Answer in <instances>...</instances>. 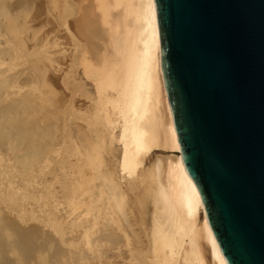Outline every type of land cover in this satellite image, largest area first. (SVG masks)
<instances>
[{"label": "bare ground", "instance_id": "1", "mask_svg": "<svg viewBox=\"0 0 264 264\" xmlns=\"http://www.w3.org/2000/svg\"><path fill=\"white\" fill-rule=\"evenodd\" d=\"M46 1L50 2L54 0ZM9 3H11L9 0H0V102L2 100L5 102L10 99L13 100L17 95L21 96L23 92L22 87L18 85L20 84L18 79L20 76H17L16 73L14 76L17 77L14 78V73L12 72L16 70L24 72L22 69L23 62L26 59L23 53L24 49L27 53L30 52L26 55L28 57L31 53L33 54L35 51L40 50L38 49L40 45V48L46 47L42 46L45 42L40 44L43 36L39 37L41 38L39 39V44L36 42L38 46L36 49H33L34 52L33 50H31V52L29 51L30 49H26V44L24 43L26 39L23 36L19 37H23L22 39H25L24 42L20 41L19 44L15 42L17 43L16 45H14L15 43L13 44V41L9 40L13 36H9V29L11 30V27L15 26L13 28L19 31L21 28V26L20 28L16 27L19 21L18 23H14L13 21L14 24H11V27L4 24L10 12L8 11V6L10 7ZM73 11L77 13V18H84L86 20L85 25V22L81 25L79 24L80 32L84 35L86 43V51L84 50L81 53V61L79 58V62L83 69V75H85L88 81L91 80L94 82L99 114L96 119H101L98 120L100 121V130H98V134L101 136L100 140L103 139L108 142L110 155L108 160L104 163V168H102L104 169V171L102 170L104 174L100 173L102 171L98 172L103 176L100 177V179H93L94 181L90 187V180H88L90 191L88 200L91 199L92 206L87 209V214H85L88 216L86 230L85 232L81 230V238L85 240L84 252H77L75 254L76 251L71 250L72 245L65 243L69 236L67 237V234L65 235L64 232L57 230L58 232H55L53 237L55 241L60 244L59 247L57 244L55 245L59 248V252H61L59 257L57 255L59 252L56 254L57 256L52 255L54 258L50 261V264H98L100 259L99 255L102 254L99 249L100 243L101 245H106V251L104 253L107 257L106 264H228L208 224L205 207L199 190L194 180L185 171L181 160L180 144L163 79L160 36L154 0H76ZM38 13L40 14V12ZM25 16L23 20H25ZM77 18H75V20L72 18L70 19L71 22L73 20V25L76 23ZM26 23L25 21V24ZM26 26L28 27V24ZM76 26L78 28V23ZM73 27L74 26H72V28ZM74 29L76 28L74 27ZM28 30H30L31 34L33 33L32 28H28L26 31ZM35 32L32 34L33 36L36 33L38 34V32ZM20 33H22V31H19L18 35H20ZM39 35H37V37L35 36L36 39ZM15 36L16 35H14V37ZM13 46H17L19 52L14 53ZM47 53H45V55H47ZM51 54L52 56L54 55L53 53ZM39 55L41 54L39 53ZM32 57L29 58L30 61ZM42 59V57L36 58L38 64L40 63V66L37 68L38 75H40V67L43 64L41 62ZM32 63L34 62L32 61ZM35 64L36 68L38 64L34 63V65ZM24 66L30 67V65ZM32 66L33 64L31 65L33 69L34 66ZM42 66H44V64ZM78 68L79 67H77V70ZM37 70H35V72ZM27 71L32 72V70H25V77L28 73ZM31 72L30 75H27L29 79L31 78L30 76L34 75ZM40 77H43V75H40ZM15 79L19 81L18 84ZM20 79H22V77ZM31 80L33 81L32 78ZM42 81L44 80L42 79ZM32 83H24L22 85L28 88L27 86ZM39 85L41 87V84ZM46 86L44 87L47 88ZM45 88L42 89L41 87V95H43V97L45 96L44 94H47L43 93L44 90L46 91ZM26 93L28 94V92ZM24 94H22L24 98V101L22 99L23 104L28 98L25 99L26 94ZM48 95L45 97H49ZM20 96L18 101L22 98ZM38 96L39 95H37V97ZM32 99L29 102H31ZM45 99H43L44 102L46 101ZM11 101H9V103L13 104ZM34 101L38 102L37 99ZM27 102L28 101H26V103ZM0 104L3 105V102ZM16 104L18 103L13 104V107H15L14 105ZM49 104L51 107V103L47 102V106ZM4 105L3 107L6 108V103ZM35 105L32 106V109ZM0 108L3 109L2 106H0ZM24 108L16 110L15 108L12 109L8 107L7 109H10V111L4 109L5 111L7 110V112L4 113V110L1 111L0 109V122L2 117L3 120L5 119L4 122L6 121V125L2 123L3 120L0 125L2 127L3 125L5 127L8 126L7 128H9L11 126L10 123L14 120L17 121L22 117H26L24 116L25 110H27L28 113L30 109L26 107L29 110H23ZM39 108L41 111V109H43L42 105ZM32 109L31 111L34 114ZM42 112H44V110ZM5 114L7 115L5 116ZM30 114L29 112V115ZM30 116H32V114ZM97 120L96 123L98 122ZM77 124H80L79 121L78 123L76 121V128L80 131ZM33 125L34 123L32 127ZM24 127L25 125L22 124L19 129L24 131ZM82 127H84L83 121L80 129ZM85 128L86 126L83 128V132L86 131ZM5 131L6 130H3V128L0 130V141H2V145H0L2 146V148L0 147V223L5 221L2 219L4 213L13 212L17 215L19 220L17 225L23 226L26 219L22 214H17L15 210H19L22 205L25 204V200H19L17 202L15 199L18 190L15 179L22 180L27 177L28 174H32L34 170L13 172L11 162L15 157V150L8 141L10 137L7 135L4 136ZM80 132H82V130ZM83 134H77L79 138L77 136L75 137L78 138L76 147L80 149V162L78 167L76 166L78 168L77 176L80 179L84 178L81 176L84 171L91 172L92 174L93 168L90 167L93 166V160L98 158L96 156V158L94 157L93 159V154H85L84 152V157L87 155L86 159H83V157L81 158V149L85 146H90L87 144L94 143L92 139L89 140L90 138L84 135L89 140V142L88 140L86 141ZM44 135L49 137L47 134ZM89 135L88 133V136ZM82 137L85 138V140H83ZM50 139H52L51 136ZM50 139L49 141H51ZM84 141L87 142V144H84ZM96 144L97 143H95V145ZM10 147L13 151H11ZM103 147L105 148V145H103ZM162 149L164 152L158 155L156 152ZM102 151L99 152L102 153ZM97 152L98 150L96 153ZM103 153L102 155L100 154V156L105 158ZM159 157H164L166 163H163ZM98 160L100 161V159H97V161ZM147 163L152 166L151 170L145 168V164ZM88 168L89 170H87ZM143 168L144 170H142ZM144 173H149L150 178V182L147 179L150 183V186H148V225L145 226L146 228L143 229L142 232L137 233L134 231L136 233L134 234L133 230L130 228H132L133 225L132 222L135 218V212L128 209H130L129 206H133L131 202H138V200H135L134 197L129 199L131 193L130 189L138 183V181L140 184L144 182L147 183L142 176ZM85 179L87 180V176ZM80 192L82 191L80 190ZM101 198L103 202L105 201L104 204L107 208L105 216L100 215V209L97 205H93ZM46 202H49V200ZM130 203L131 205H129ZM48 204L51 205V202ZM132 212H134V215ZM72 214L73 216L79 217L81 214L84 215V212L81 207L78 206L73 209ZM55 220H57V218ZM136 220L134 222H136ZM2 228L0 230V264H49L46 262L47 260H44L47 258L44 257L43 253L49 248H44L43 246V248L39 250V252H41L39 258L35 260L37 251L35 252V250L30 249L32 257L29 253L25 252L29 251V247H26L24 251V248H22L23 244L19 241L23 236L20 233H15L16 229L12 230L9 227H4L2 230ZM76 238H78V235ZM33 241L34 243L32 242V246L36 243L35 238ZM38 244H40V242ZM36 245L34 248L37 247ZM78 247L79 245H77V249ZM57 248L53 249L56 250L55 253L57 252ZM65 248L66 250L69 249L67 251L68 253H66ZM63 249L65 250V255L68 254V258H64V256V259L61 258ZM81 250L80 252H82ZM116 254H118L120 258H117ZM26 255H30L28 257L32 259H28ZM86 256H91V258L86 260Z\"/></svg>", "mask_w": 264, "mask_h": 264}, {"label": "water", "instance_id": "2", "mask_svg": "<svg viewBox=\"0 0 264 264\" xmlns=\"http://www.w3.org/2000/svg\"><path fill=\"white\" fill-rule=\"evenodd\" d=\"M185 171L228 264H264V0H154Z\"/></svg>", "mask_w": 264, "mask_h": 264}, {"label": "rangeland", "instance_id": "3", "mask_svg": "<svg viewBox=\"0 0 264 264\" xmlns=\"http://www.w3.org/2000/svg\"><path fill=\"white\" fill-rule=\"evenodd\" d=\"M48 1H50V0H48ZM9 2H11V3H9L10 7L7 5L8 11H10L8 13V16H7L9 20L6 19L4 24L8 25V27H11L14 23H18V21H19V23H18L19 26L16 24L15 25H16V27H19V28L21 26L19 31L20 32L22 31V33H20V35H18L19 31L16 30V28L15 29L13 28L15 26H12L11 27L12 29L11 30L9 29V34H10L9 36L10 37L12 35L13 36L11 37V39H9V36H8V39L13 41V44L15 42H17L19 44L20 41L24 42V40L26 39V41L24 42L26 44V49L27 50L30 49L29 51H31L34 48L35 49L37 48L39 41H40L39 39H41L39 37L43 36L44 39L43 38L41 39L42 42L40 44L45 42L44 43L45 45L43 44L42 46H46V47H41L42 48L41 49L40 48L41 45H40L38 47V49H40V50L37 49L38 51H35V52L33 50L34 53L33 54L31 53L28 57L26 55L29 54L30 52L27 53L24 49L23 53H24L25 58H26L25 61L23 62V66H22V69L24 70V72L22 70L21 71L23 73L18 71V70L12 72V73H14L13 76L16 73H17L16 74L17 76H20L18 78L20 81V84H18L19 81L17 79H15V80H17L16 83L20 87H22V91L26 94V97L24 96L25 99L27 97L29 98V99L27 98L26 101L29 102L32 98H34L31 101L32 103L29 102V104H30L29 105L28 102L26 103V101H25L23 104V102H22V99L24 101V98L22 97V94H24L23 92L21 93V96L20 95L16 96L18 98L15 97V99H13V100L10 99V100H7L6 102L4 100H2L0 102V103L3 102V105L6 103V106H7L6 108H4L3 105L0 104V106H2V108H3V109L0 108L1 111H3L4 109H7L8 107L9 108L11 107L12 109L15 108L16 110L17 109L19 110V108L20 109L24 108L25 106L29 107L30 111H28V113H27V110H25L28 108L25 107L23 109V110H25L24 116H26V117H22L21 119H18L17 121L14 120L12 123H10L11 126L9 128H7L8 126H6V127L4 126V125H6V121L4 122L5 119L3 120V117H2L1 122L3 120L2 123L4 125H3V127L0 125L1 126L0 130H1V128H3V130H6L4 136L7 135L8 137H10V138H8L9 139L8 141L11 143V146L15 150V154L13 152L15 157L11 162L13 172L14 171H25V170H28V171L31 170L32 171V170H34L32 174H28L27 177H25L22 180H16L15 179L16 184L18 186V190L16 192L15 199L17 202L19 200H25V204H23L19 210H15V212H17V214L23 215V217L26 219L25 224L23 226L17 225L19 222L17 215L14 214L13 212H6L2 216V219H4L5 221L4 222L2 221V223H0V226H1L0 230H1L2 226H3V228L9 227L12 230L16 229L15 233H20L23 236V238L20 239L19 241H21V243L23 244V247L22 246L21 247L24 248V251H25L26 247L27 248L29 247V251L28 252L25 251V252L29 253L30 255L32 254L30 249L35 250V252L37 251V253H36L37 257L35 255V260H36V258L37 259L39 258V255L41 253V252H39V250L41 248H43V246H44V248H49L48 250L44 251L43 253H44V257L47 258L44 260H47L46 262H48L50 264V261H52L54 256L59 252V248H57V246L59 247L60 244L57 243L55 241V238L53 237V235H55V232H58L57 230L64 232L65 235L67 234V237L69 236L67 238V240L65 241V243H69L72 245L71 250L72 251L75 250L76 251L75 254L77 252H79V253L84 252L83 250H85V240L81 238V233H82V231L85 232V230H86V227L88 225V221H87L88 216L85 214H87L86 213L87 209H89V207L91 208V206H92L91 199L88 200L89 195H90L89 194L90 193L89 187L93 183V181H94L93 179H100V177L103 176L102 174H104V172H103L104 169H102V168H104V163L106 162V160H108V157L110 155V147L108 145V142H106L103 139L100 140L101 136L98 134V130H100V121H98V120H101V119L100 118H98V120L96 119V117H98L99 114H98V102L96 101V90L94 87V82H92L91 80L88 81L87 78L85 77V75H83L84 74L83 69H82V66L80 65V62H79V58L81 61V57H80L81 53L84 50L86 51L85 38H84V35L80 32L79 24L81 25L82 23L85 22L84 23V25H85L86 20L84 18H77V13H75V11H73L74 3L76 2V0H57V1L54 0V1H50V2H47L46 0H9ZM59 5L61 8L59 7ZM72 5H73V7H72ZM38 12H40V14ZM25 14H26V16H25ZM24 16L26 17L25 20H23ZM71 18L73 20H75V18H77L76 23L74 25H73V20H72V22L70 21ZM81 20H82V22H81ZM8 21H9V24H8ZM10 21H11V23H10ZM13 21H14V23H13ZM25 21L27 22L26 24H25ZM77 23H78V28L76 26ZM27 24H28V27L26 26ZM24 25H25V28H24ZM29 26H31V27H29ZM72 26H74L76 29H74V27L72 28ZM28 28H32V31H33L32 34H34L35 31L38 32V34L35 32L37 35L41 34L38 36V38H37L38 40L36 39V37H37L36 34L33 36L31 34L30 30L26 31ZM76 30H77V32H76ZM14 35H16V36L14 37ZM19 36H23L25 39L23 40L22 39L23 37H19ZM20 38H21V40H20ZM30 38H31V40H30ZM17 43H15L14 45H16ZM16 47L13 46V52L14 53L19 52L18 47L17 48ZM48 50H50V51H48ZM39 53L42 56L39 55ZM45 53H47V55H45ZM51 53H53L55 56L54 55L52 56ZM35 54H37L38 56ZM30 57H32L31 61L29 59ZM35 57L36 58L37 57L43 58L41 62L44 64V66H42L43 64L41 63L42 65L40 67V69H41L40 75L41 76L43 75V77H40V75H38L39 73H38L37 68L40 66L39 65L40 63L38 64ZM44 59L46 60V62ZM27 60H29V61H27ZM32 61L34 63L38 64V66L36 68H35L36 64L34 65V63H32ZM25 63H28V64H25ZM29 63L33 64L34 67L33 66L32 67H33L34 71L31 68L32 64H29ZM78 63L80 66L78 65ZM24 65H30V67L29 66L25 67ZM28 67H29V69H28ZM77 67H79L78 70H77ZM25 70H32V72L27 71L29 74L27 72L26 73H27V75H30V72L34 74V75L31 74L34 77L30 76L33 79V81L35 80L34 82L31 80V78L30 79L28 78L29 76H27V75H26V77L24 76ZM35 70H37V71L35 72ZM19 72H20V74H19ZM16 77L14 76V78H16ZM21 77H22V79H20ZM41 78L45 82L42 81ZM40 79H41V82H40ZM27 81H29V82H27ZM24 83H26V84L32 83V84H29L30 86L25 85L28 87V88H26V87H24V85H22ZM39 84H41L42 89H44L45 88L44 86L47 85L46 86L47 88H45L46 91L44 90V92H43V93H47V94H44L45 96H47L49 93V95H48L49 97L44 96L46 99L43 97V95H41L42 89H41ZM43 84H44V86H43ZM38 87H40V88H38ZM23 88H25V89H23ZM26 92H28V94ZM31 92H32V94H31ZM29 93L31 94V96ZM37 95H39V96L37 97ZM19 96L22 98L18 101ZM40 96H41V98H40ZM36 99L39 103L34 101ZM43 99H45L46 101L44 102ZM9 101L13 102V104H15V103H18V104L14 105L15 107H13V104L11 103L12 104L11 105L9 103ZM47 102L51 103V107H50V104L47 106ZM19 103H20V105H19ZM7 104L11 105V106H8ZM34 105H35V107H33V109H32V106H34ZM41 105H42L43 109H41V111H40L39 107H41ZM79 106L81 107V109ZM76 108H77V110H76ZM31 109L33 110L34 114L32 113ZM7 110L10 111V109H7ZM7 110L6 111L4 110L3 113L7 112ZM43 110H44V112H42ZM29 112L32 114V116H30L31 114L29 115ZM95 112H97V113H95ZM6 115L7 114H5V116ZM76 118H78L79 120ZM41 120H43V121H41ZM80 120H81V122H80ZM96 120L98 121L97 123H96ZM37 121H38V123H37ZM76 121H77V123L79 121L80 124H77V127H79V130L80 131L82 130V132L78 131V128H76ZM82 121H83V126L84 127L86 126L85 132H83L84 127H82L80 129V126L82 125ZM1 122H0V124H1ZM93 122H94V125H93ZM21 123L25 125V127H24L25 129L22 128V129H24V131L19 129L22 126ZM33 123H34V125L32 127ZM8 124H9V118H8ZM37 124H38V126H37ZM90 124H91V126H90ZM97 126H98V128H97ZM76 129H77V132H76ZM87 132L90 134L89 136H88ZM76 133L79 135H82L84 133L83 136L87 135V137L90 138L89 140L92 139V142L94 141V143H93L94 146L91 143V141H90L91 144H87V142L84 141V144L86 143L87 145H90V146H85L86 149H85V147H83L81 149V158L83 157V159H86L87 155L84 157V153L85 154H91V155L93 154V156H92L93 159H94V157L96 158V156L98 157L95 160L92 159L93 160V162H92L93 166L90 167V168H93L92 174H91V172L89 173L88 171H86V172L84 171L83 172L84 175L83 174L81 175L82 177H84L81 179H83L85 182L83 180H81L80 178H78V176H77L78 175L77 174L78 173L77 167H78V164L80 162V160H79L80 149H77V147H76L77 146L76 141H78V138H79L78 137L79 135H77ZM44 134H47V136L49 135V137H46V135H44ZM97 135H98V137H97ZM50 136L54 141L52 139H50ZM76 136L78 138H75ZM87 137H85L86 141L88 140ZM42 138H44V139H42ZM85 138L82 137L83 140H85ZM49 139L51 141H49ZM89 140H88V142H89ZM0 143H1L0 145H2V141H0ZM95 143H97V144L95 145ZM102 144L105 145V148L103 147ZM0 147L2 148V146H0ZM95 148L98 150V152L103 150L102 153L103 152L105 153V154L103 153V156L106 158V155H107V158L105 159L102 156H100V154L102 155L101 152L96 153L97 150ZM10 149H11V147H10ZM11 151H13V150L11 149ZM92 152H94V153H92ZM163 152H164V150L162 149V150H158L156 153H158V155H161ZM99 157H102V158H99ZM15 159H17V160H15ZM97 159H100V161L99 160L97 161ZM101 159L103 160V164H102ZM159 159L163 163L165 162L164 157H159ZM94 162L97 164L99 162V164L97 165ZM25 164H26V166H25ZM95 165H96V167H95ZM99 165H101L102 167ZM94 167H95V170H94ZM100 168H101V170H100ZM145 168L148 170H151L152 166L147 163V164H145ZM96 169H98V170H96ZM87 170H89V168ZM142 170H144V168ZM100 171H102V172H100ZM98 172H100L102 174L100 175V173H98ZM88 174H91L92 176L88 175ZM97 174L99 175V178H98ZM85 175L87 176V180L85 179V177H86ZM142 176L147 183L144 182L145 184L144 183L140 184V182L138 181V183H136L131 188L132 190L130 189L131 193L129 196V199L131 197H134L135 200H138V202L135 201L136 203L134 201L131 202L133 204V206L132 207L129 206L130 209H128L130 211L135 212V213L132 212V214L134 213L135 215H137V216H135L133 214L135 218L132 222V224H133L132 228H130L131 230H133V232L136 231L137 233L142 232V230L146 228L145 226L148 225V223H147L148 222V220H147L148 209H149V193H148L149 187L148 186H150V183H149L150 178H149V173H147V174L144 173V174H142ZM79 179H80V181H79ZM147 179L149 180V182ZM88 180H90V184L88 183ZM24 181H25V183H24ZM82 181L84 182V184ZM21 182L24 186L21 184ZM88 184H89V187H88ZM139 188H141V189H139ZM82 189H84V190H82ZM85 189H86V191H85ZM142 189H143V191H142ZM80 190L82 192H80ZM134 191H135V193H134ZM137 191H138V193H137ZM141 193H142L143 197H142ZM138 194L141 196H139ZM136 195H137V197H136ZM48 200H49V202H51V205L48 204L49 202H46ZM83 202H84V204H83ZM104 203H105V201L103 202L102 198H101L96 204L95 203L93 204V205H97L99 207L100 215H102V216H105L107 213V208H106V205ZM131 203L129 205H131ZM47 205L50 207H48ZM83 205H84V207H83ZM72 206H73V208H72ZM78 206H80L84 212V215L81 214L80 215L81 217L79 216L80 218L78 216H73V214H72L73 209L75 207H78ZM25 207H26V209H25ZM127 208H128V206H127ZM131 208H132V210H131ZM85 209H86V211H85ZM52 212H53V214H52ZM71 214H72V216H71ZM56 218H57V220H55ZM136 218H137V220H136ZM135 220H136V222H134ZM3 228H2V230H3ZM129 232H130V230H129ZM131 233H132V231H131ZM134 234H136V233L134 232ZM77 235H78L79 239L76 238ZM37 237H39V238H37ZM34 238L36 240L35 245L40 242V244L36 245L37 247H35V248H34L35 245L32 246V244L34 243V241H33ZM71 241H72V243H71ZM49 244H52V245H49ZM55 244H57V246ZM77 245H79L78 249H77ZM80 245H82V246H80ZM99 245H100L99 249H100L102 254L99 255L100 259H99L98 264H102V263L106 264L107 257H106V254H104L106 251V248H105L106 245H103V244L101 245V243ZM83 246H84V249H83ZM103 247H104V249H103ZM54 248H57L56 253H55L56 250H53ZM79 249L82 252H80ZM65 250H66V248H65ZM65 250L63 249L62 254H61L62 255L61 258H63V256H64V258H66V257L68 258V254L67 255H65V254L68 253L67 251L69 249L66 250V253L64 252ZM77 250H79V251H77ZM60 252H59V254H57L58 257L60 256ZM118 252H120V251H118ZM30 255H26V257L28 259H30L32 257V255H31V257L29 258L28 256H30ZM52 255H54V256H52ZM116 255H117V258H120V256L118 254H116ZM89 258H91V256H86V260H88Z\"/></svg>", "mask_w": 264, "mask_h": 264}]
</instances>
